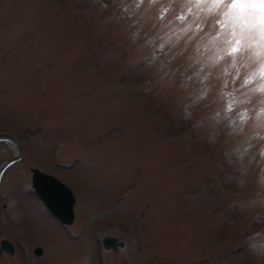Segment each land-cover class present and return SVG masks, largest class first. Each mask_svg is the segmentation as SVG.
I'll return each mask as SVG.
<instances>
[{
    "label": "rangeland",
    "instance_id": "rangeland-1",
    "mask_svg": "<svg viewBox=\"0 0 264 264\" xmlns=\"http://www.w3.org/2000/svg\"><path fill=\"white\" fill-rule=\"evenodd\" d=\"M212 32L187 0H0L2 129L76 196L79 235L29 202L46 264H264V93Z\"/></svg>",
    "mask_w": 264,
    "mask_h": 264
},
{
    "label": "snow or ice",
    "instance_id": "snow-or-ice-1",
    "mask_svg": "<svg viewBox=\"0 0 264 264\" xmlns=\"http://www.w3.org/2000/svg\"><path fill=\"white\" fill-rule=\"evenodd\" d=\"M198 11L205 12L211 21L212 33L208 36L210 57L213 64L221 60L230 61L229 67L237 69L236 79L240 78V69H250L241 81V87L247 88L253 82L252 91L264 93V0H187ZM191 11V8H189ZM183 20L184 17H178ZM197 30L202 31L201 25ZM227 68L224 75L227 76ZM227 98L226 112L234 111V106L245 103L234 91L222 92ZM264 105V101H261ZM244 119L246 113H238ZM260 115L264 116V108ZM264 155V153H262Z\"/></svg>",
    "mask_w": 264,
    "mask_h": 264
},
{
    "label": "flooded vegetation",
    "instance_id": "flooded-vegetation-1",
    "mask_svg": "<svg viewBox=\"0 0 264 264\" xmlns=\"http://www.w3.org/2000/svg\"><path fill=\"white\" fill-rule=\"evenodd\" d=\"M2 131L0 118V132ZM4 144L11 148L10 153L6 156L8 157L12 154L13 145L9 141H4L0 134V163L6 158L2 151ZM17 161H25L22 147L20 157L7 165L5 169H1L2 171L0 170V264H46L47 261L44 258L46 248L44 246L48 240H46L47 237L43 240L34 238V231L31 232L30 229L32 221H34L32 218L36 215L30 209L29 202L32 201L38 206L37 216L52 220L57 226V230L64 235H66V229L71 228L70 225L74 221L67 225L52 216L31 185L30 167L36 165H26V172L21 164H17ZM38 168L40 167L38 166ZM59 179L62 178L59 176ZM37 224L42 226L40 220L35 221V225ZM69 230L72 234H78L75 230ZM75 237L69 235L66 238L76 239L77 237ZM31 243L33 244L31 245ZM35 246L40 247V253L35 252Z\"/></svg>",
    "mask_w": 264,
    "mask_h": 264
},
{
    "label": "water",
    "instance_id": "water-1",
    "mask_svg": "<svg viewBox=\"0 0 264 264\" xmlns=\"http://www.w3.org/2000/svg\"><path fill=\"white\" fill-rule=\"evenodd\" d=\"M4 137H8L13 139V141L16 143V153L12 156V158L4 161L2 163V165H4L7 161L17 157L19 155L20 149H19V144H18V140L12 136L11 134L7 133V132H2L1 133ZM38 172V171H37ZM38 176H41L42 179H44L46 182H52L55 185L56 188V192H58V197L53 198L51 197V193H45L43 194L42 189L39 188L38 191H40V195L43 197V199L45 200L46 204H48V206L51 208V210L63 221H69L72 218V208H71V204H72V196L71 193L68 189V187L64 184H62L59 180H57L55 177L53 176H48L46 177L44 174H42L41 172L38 173ZM37 179H39V177L36 176ZM38 186L36 185V188ZM54 199V200H53ZM116 242L121 246V240L118 241L117 238L115 237H109L106 236L103 240L104 246H108V245H112L114 247V245L116 244Z\"/></svg>",
    "mask_w": 264,
    "mask_h": 264
}]
</instances>
